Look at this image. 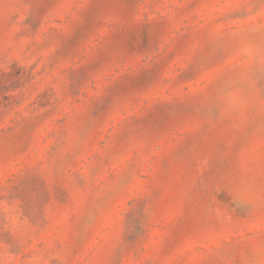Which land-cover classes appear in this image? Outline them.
Returning <instances> with one entry per match:
<instances>
[{
	"label": "rangeland",
	"instance_id": "obj_1",
	"mask_svg": "<svg viewBox=\"0 0 264 264\" xmlns=\"http://www.w3.org/2000/svg\"><path fill=\"white\" fill-rule=\"evenodd\" d=\"M0 264H264V0H0Z\"/></svg>",
	"mask_w": 264,
	"mask_h": 264
}]
</instances>
